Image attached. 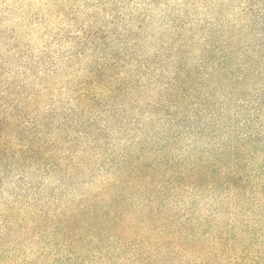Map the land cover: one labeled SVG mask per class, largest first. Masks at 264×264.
<instances>
[{
    "label": "clouds",
    "instance_id": "9594fccd",
    "mask_svg": "<svg viewBox=\"0 0 264 264\" xmlns=\"http://www.w3.org/2000/svg\"><path fill=\"white\" fill-rule=\"evenodd\" d=\"M0 264H264V0H0Z\"/></svg>",
    "mask_w": 264,
    "mask_h": 264
}]
</instances>
